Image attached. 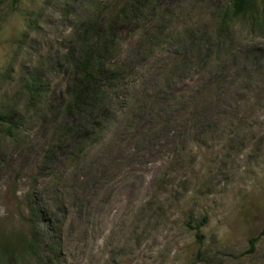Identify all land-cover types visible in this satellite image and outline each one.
I'll return each instance as SVG.
<instances>
[{
	"label": "rangeland",
	"instance_id": "374dc122",
	"mask_svg": "<svg viewBox=\"0 0 264 264\" xmlns=\"http://www.w3.org/2000/svg\"><path fill=\"white\" fill-rule=\"evenodd\" d=\"M154 1L163 16L119 32L114 113L77 144L61 111L69 52L119 0L0 3V110L19 120L11 137L0 127V264H264V237L246 252L264 225V34L236 22L207 50L184 28L217 37L228 0ZM169 77L196 102H169ZM32 208L62 227L52 262L25 252ZM203 218L200 246L188 225Z\"/></svg>",
	"mask_w": 264,
	"mask_h": 264
},
{
	"label": "trees",
	"instance_id": "16d2710c",
	"mask_svg": "<svg viewBox=\"0 0 264 264\" xmlns=\"http://www.w3.org/2000/svg\"><path fill=\"white\" fill-rule=\"evenodd\" d=\"M16 1L18 0H14V2ZM1 2L2 0H0ZM228 2V9L222 10L215 25V31L219 34L218 36L215 34L217 37L210 33L199 34L198 28L195 26L196 21L188 22L184 33L194 44H204L209 50L220 35L231 32L233 24L241 21L250 28H257L260 34H264V14L255 8L252 0H228ZM155 3L154 0H119L117 6L110 7L104 16L92 14L80 24L76 46L69 52L71 74L65 89V99L62 96L63 105L61 106V111L69 124L76 144L81 138L95 135L105 120L109 119L107 118L109 114L114 113V101L119 97L122 85H126L124 77H121L119 73V49L121 47L119 32L122 28L130 29L140 24L144 25L155 15L163 16L161 7ZM157 35L160 38L165 37V29L162 28L157 32ZM161 44L162 41L153 42L148 52H152ZM144 53L146 52L144 51ZM197 59L191 57L186 62L191 63ZM203 60L207 62L211 59L205 56ZM168 80L170 82L163 88L171 91L172 99L170 98L169 102L175 99L186 103H190L191 100L196 102L195 100L200 95L198 87L174 85L176 82L172 77H169ZM160 83L158 82L157 85H162ZM161 89L162 87L159 86L154 95L156 101L159 100L163 92H166ZM28 91L30 94L37 92L33 89V85L28 86ZM189 92L190 96L186 99L185 94ZM18 123L17 118L8 116L0 110V127L5 126V135L13 136ZM32 212V215L26 219L31 227V232L25 252L29 253L37 247H43V256L48 262H52L53 255L61 252L59 241L62 227L41 217L39 208L33 209ZM204 218L194 227L188 225L194 231L195 242L200 246L203 244L201 227L206 222ZM40 237L43 241L39 240ZM263 237L264 225L256 235L249 238L246 252H255L257 244ZM49 238L51 239L47 241ZM194 257L198 260L203 259L204 253L201 247Z\"/></svg>",
	"mask_w": 264,
	"mask_h": 264
}]
</instances>
